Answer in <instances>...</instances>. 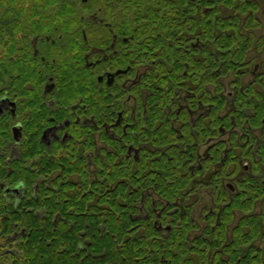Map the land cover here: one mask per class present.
<instances>
[{"label": "flooded vegetation", "instance_id": "af4514ba", "mask_svg": "<svg viewBox=\"0 0 264 264\" xmlns=\"http://www.w3.org/2000/svg\"><path fill=\"white\" fill-rule=\"evenodd\" d=\"M205 1L0 0V114L10 118L13 138L7 148L18 156L24 145L33 144L28 163H85L89 177L97 180L106 179L102 166H117L114 182L101 183L106 189L99 194L119 195L125 184L130 192L141 188L130 208L131 243L150 242V230L166 241L178 221L177 242L189 245L179 264H190L185 259L202 264L204 258L206 264H264V189L241 188L236 181L250 170L249 157L240 161L243 170L237 175H215L237 133L243 145L255 146L252 156L261 170L256 179L264 186V126L237 125L230 110L236 74L229 72L223 95L230 125L214 134L212 109L201 103L193 80L198 81L194 64L206 43L199 39L201 19L208 14L206 44L214 57L215 0ZM255 1L253 37L262 46L264 0ZM180 49L192 53V68L187 61L183 70L179 67ZM249 54L246 82L264 72V47ZM174 78L187 85L166 93ZM212 80L207 89L214 97ZM73 84L78 85L74 91ZM201 117L210 129L204 139L197 126ZM221 141L224 148L217 155ZM168 164L177 170V180L188 179L171 201L156 177L164 179L166 172L157 167L151 175L153 165ZM186 170L190 176L183 175ZM237 198L253 205L232 207Z\"/></svg>", "mask_w": 264, "mask_h": 264}, {"label": "trees", "instance_id": "16d2710c", "mask_svg": "<svg viewBox=\"0 0 264 264\" xmlns=\"http://www.w3.org/2000/svg\"><path fill=\"white\" fill-rule=\"evenodd\" d=\"M214 4V57L206 44L211 38L209 14L201 19L199 39L200 43H206L205 49L199 50L198 63L194 64L192 53H186L184 49L178 50L181 51L178 57L182 70L186 61L191 68L195 65L194 76H199L198 81L193 79L198 82L195 90L200 93L201 103L209 104L212 109L208 115L218 137L219 126L230 125L229 117L224 113L227 100L223 95L224 81L229 72L236 74L233 82L236 95L230 110L237 125L254 129L264 126V72L258 74L254 81L244 80V66L250 63L249 53L252 49L264 47V39L261 46L260 41L253 37V29L257 25L255 13L259 7L255 0H215ZM223 8L227 14L221 13ZM169 53L172 54V50ZM211 78L216 86L214 97L207 89ZM177 85L186 86L187 83L183 85L180 78H174L164 89L172 94ZM77 87L73 84L72 91ZM204 121L205 118L201 117L197 123L201 139L206 138L210 131ZM245 132L253 138L251 129ZM12 140L10 118L0 114V264H179L180 253L185 252L189 245L177 242L178 221L173 223V229L166 235L168 241L154 238L153 230L146 235L153 238L148 243L144 240L136 244L129 241L128 232L133 223L130 208L134 199H140L141 188L130 192L125 184L119 195L99 194L101 188L106 189L101 183L114 182L117 166H102L104 173L101 176L106 179L97 180L89 177V165L85 163L30 164L28 160L33 154V144L32 147L24 145L18 156H12L7 148ZM223 148L224 141H221L217 144V155ZM252 151H255V146L249 148L247 144L243 145L234 133L232 148L221 170L215 174L216 178L225 172L229 176L237 175L243 170L240 161L249 157L251 165L248 172L255 173L254 176L246 172L242 177H236V181L241 188L264 189L261 181L256 179L261 170L259 161L253 160ZM170 165H153L151 175L155 176L154 169L157 167L159 172H166L164 179L156 177L161 191L171 201L186 186L188 179L177 180L175 169ZM175 173H178L177 170ZM186 174L183 175L190 176L187 170ZM242 205L250 208L253 200L242 204L237 198L232 202V207ZM188 261L193 264L191 259L183 260ZM206 262V258L201 260L202 264Z\"/></svg>", "mask_w": 264, "mask_h": 264}, {"label": "rangeland", "instance_id": "374dc122", "mask_svg": "<svg viewBox=\"0 0 264 264\" xmlns=\"http://www.w3.org/2000/svg\"><path fill=\"white\" fill-rule=\"evenodd\" d=\"M8 151H9V153L12 154L13 156H14L15 153H16L15 151L12 152L10 149H8Z\"/></svg>", "mask_w": 264, "mask_h": 264}]
</instances>
